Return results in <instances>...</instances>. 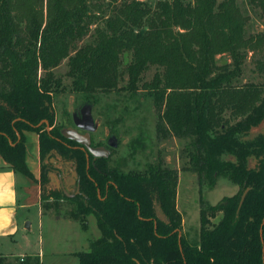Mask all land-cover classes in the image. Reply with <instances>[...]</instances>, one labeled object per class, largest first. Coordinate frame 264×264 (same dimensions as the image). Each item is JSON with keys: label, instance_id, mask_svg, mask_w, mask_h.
I'll list each match as a JSON object with an SVG mask.
<instances>
[{"label": "trees", "instance_id": "16d2710c", "mask_svg": "<svg viewBox=\"0 0 264 264\" xmlns=\"http://www.w3.org/2000/svg\"><path fill=\"white\" fill-rule=\"evenodd\" d=\"M152 1L0 0V157L23 164L25 135L53 123V96L64 88L53 70L66 60L79 100L143 96L157 111V135L186 141L200 186L225 178L239 188L216 205L200 197L199 233L189 241L174 171L158 161L123 173L91 155L87 168L86 152L52 130L47 138L70 154L78 184L69 196L47 180L43 209L67 201L71 220L86 230L93 216L99 231L74 254L78 264H264V83H238L249 54L264 74V31L246 35L248 17L235 0ZM246 1L264 27V0ZM126 54L127 82L119 87ZM152 66L158 71L140 87ZM0 264L14 263L0 255Z\"/></svg>", "mask_w": 264, "mask_h": 264}, {"label": "rangeland", "instance_id": "374dc122", "mask_svg": "<svg viewBox=\"0 0 264 264\" xmlns=\"http://www.w3.org/2000/svg\"><path fill=\"white\" fill-rule=\"evenodd\" d=\"M153 2L150 0V4ZM235 2L242 14L248 17L246 35L263 32L259 11L251 8L246 0ZM218 59L221 62L225 57ZM129 61V54L122 57L123 76L119 87L126 85L125 66ZM67 70L66 60L53 70L64 87L53 96L54 121L52 124L44 121L38 133L25 135L23 164L16 161V164H10L0 157V163L15 169L17 175L20 225L22 222L31 223L29 229L21 226L14 254L33 255L39 259V264H78L74 254L87 251L89 242L99 237L93 216L87 217V229L83 230L79 223L69 218L72 209L69 202L59 201L57 210L52 208L45 211L41 196L47 180L55 186L54 178L59 180L60 188L69 196L77 192L78 177L73 170L70 154L67 155L57 145L54 146L47 135L54 136L50 133L55 129L61 131L74 127L75 120H82L81 110L87 108L94 124L93 131L89 132L91 147H102L107 151L105 159L109 168L123 173L137 172L145 170L150 163L159 161L163 167L176 173L175 207L181 217V233L189 241L197 239L200 197L208 205H216L223 198L237 194L239 188L225 178H219L211 188L206 184L200 186L196 174L188 166L184 152L186 141L173 136L162 139L157 135V111L151 101L139 94L132 96L124 91L99 93L93 103L79 100L70 90ZM157 71L156 67H149L141 76L140 87L142 83L151 81ZM241 71L239 84L264 83V74L256 72L251 54ZM38 75H41L40 71ZM139 92L143 94L141 88ZM107 141L114 143L115 147H111ZM86 159L87 168L94 164L88 162L87 156ZM46 202L52 204V200ZM4 248L3 245L1 252ZM15 255L4 256H7L8 262L14 264L27 257Z\"/></svg>", "mask_w": 264, "mask_h": 264}, {"label": "crops", "instance_id": "0c3cea01", "mask_svg": "<svg viewBox=\"0 0 264 264\" xmlns=\"http://www.w3.org/2000/svg\"><path fill=\"white\" fill-rule=\"evenodd\" d=\"M22 223L20 225L18 215L17 175L11 167L0 163V249L3 245L5 246L2 252L0 250V255H15L14 246L18 235L20 236L21 226L23 227L26 222ZM15 256L28 257L29 255L20 254Z\"/></svg>", "mask_w": 264, "mask_h": 264}, {"label": "water", "instance_id": "95a60500", "mask_svg": "<svg viewBox=\"0 0 264 264\" xmlns=\"http://www.w3.org/2000/svg\"><path fill=\"white\" fill-rule=\"evenodd\" d=\"M85 123V126H83L81 123ZM74 125L76 128L82 129L84 131H86L85 135H82L80 133L77 132V130L73 129V128H66L61 130V135L70 141H73L77 144H79L81 146V149L83 151L86 152V156L88 157V155H91L94 158H106L108 153L107 151L102 148V147H91V140H90V136H89V132L93 131V121L92 118L90 116V112L89 109H86V112L83 113V118L82 120L78 119L74 121ZM111 147H115L114 143L110 142L108 143ZM54 184L56 187H59L60 182L59 180L54 178ZM62 191H64L66 193V191L63 188H60ZM248 192V189H246L242 195H241V199H240V204L243 202L246 193ZM25 229H28L29 227V223L26 222L25 223ZM261 233V231H260Z\"/></svg>", "mask_w": 264, "mask_h": 264}, {"label": "flooded vegetation", "instance_id": "af4514ba", "mask_svg": "<svg viewBox=\"0 0 264 264\" xmlns=\"http://www.w3.org/2000/svg\"><path fill=\"white\" fill-rule=\"evenodd\" d=\"M84 112H86V110L82 109L81 112H80V118H81V117L83 118V113H84ZM81 124H82L83 126H85V123L82 122ZM74 127H75V126H74ZM74 127H68V128H73V129L77 130L78 133H80V134H82V135H85L86 131H84V130H82V129H79V128H76V127L74 128ZM107 143H108V141H107ZM109 143H110V141H109ZM78 145H79V144H78ZM78 148L81 149V146L79 145ZM81 150H82V149H81ZM57 175L59 176L60 174H57ZM57 175H56V176H57ZM56 188H60V186H59V187H56Z\"/></svg>", "mask_w": 264, "mask_h": 264}]
</instances>
